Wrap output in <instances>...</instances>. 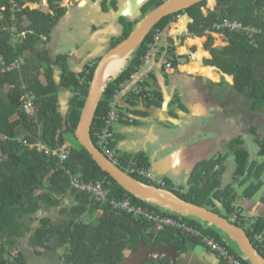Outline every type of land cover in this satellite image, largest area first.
<instances>
[{
	"label": "trees",
	"instance_id": "trees-1",
	"mask_svg": "<svg viewBox=\"0 0 264 264\" xmlns=\"http://www.w3.org/2000/svg\"><path fill=\"white\" fill-rule=\"evenodd\" d=\"M165 1L152 0L144 9L145 15ZM216 1L218 4L216 11L208 15L203 12L204 4L200 3L164 18L155 26L125 71L112 81L104 92L93 122L91 136L98 146L94 132L105 126V117L113 97L119 95L141 71L143 58L154 41L156 31L164 32L179 18L187 15L192 21L188 28V36L209 37L206 49L213 59L207 60L206 64L234 77V94L244 98L242 108L248 112L250 120L251 116L254 120H251V126L248 128L243 115L238 113L243 134L232 140L229 145L230 151L227 153L235 156L237 164L234 184L225 189L221 188L222 170L216 169L220 163L222 169H225L224 160L221 158L212 161L209 167L198 168L189 187L176 189L174 185L166 182L162 188L171 190L186 201L206 207L228 219L237 211H240L239 215L250 217L237 205L238 193L235 185L243 178L241 185L247 187L244 196L249 199L254 198L264 188V164L251 161L252 155L246 141L252 136L258 146V157L264 158V130L257 127L258 119L264 115V0ZM16 2L22 8L19 13H16L13 4L8 0H0V12L4 17L2 21L0 20V55L8 65L14 62L20 64L17 69L0 72V87L9 84V92L0 100V134L6 138L0 143V264H29L31 255L38 259L44 256L40 251L42 249L53 254L62 249L64 253L61 258L65 264H118L140 248L142 242L156 247L171 245L179 254L194 252L198 247H204L199 236L184 234L172 227L158 231L154 223L145 218H136L116 207V203L127 199L133 205L178 219L200 234L211 236L218 241H226L231 252L241 259L243 256L239 248L220 230L207 227L196 218L182 217L139 200L101 170L75 137L98 63L88 65L83 75L76 77L71 73L66 58L55 60L46 51L39 50L37 45L41 42L42 36L50 37L64 11L57 10L55 17L43 12L31 15L27 8L23 9L26 0ZM26 17L35 34L15 43V39L19 38L18 34L6 30V27L18 25L19 32H22L21 23ZM225 21L260 27L263 32L251 39L242 33L224 29ZM123 22L124 36L113 47L127 39L136 26L133 22ZM181 26L182 24H179L175 28ZM212 33H224L227 45L216 47ZM166 54L174 68H177L179 62L172 40L166 48ZM56 68H60L62 72L60 82L55 79ZM188 68L204 75L210 71L201 68L194 61ZM41 69L45 71V84L40 79ZM151 77L154 79L153 74ZM10 86L15 88L11 90ZM26 91L33 92L37 97L39 106L37 120L29 118L22 109V99ZM63 91L72 93L70 112L66 117L62 115L59 105V96ZM146 94V90L141 94L132 90L130 101H142L141 97ZM153 94V102L145 99V104L150 108H161L164 103L163 94L159 90H155ZM126 111L135 114L130 109ZM226 115L230 118L232 113ZM68 136H71L77 145H70L67 149L70 155L63 165L59 157L49 155L37 147L41 144L57 151L66 146ZM113 146L117 148L116 139ZM132 160H137L141 166L150 169L145 154L135 158L120 155V168L129 173L127 170ZM68 171L84 182H101L107 193V200L103 204L93 202L88 194L75 189L71 184V176L66 173ZM132 176L151 184L146 178ZM47 181L49 186L46 184ZM67 197L75 200L73 206L65 205ZM204 197L209 199L204 201ZM44 209H60V221L54 222L50 218L37 219L35 216ZM252 219L256 220L254 225L256 230L264 236V218ZM36 223L38 227L34 230L31 225ZM236 225L247 232L257 250L264 256L252 234L245 230L242 224ZM30 232L33 233L30 246L34 251L32 254H26L23 250V240ZM146 264L172 263L167 258H161ZM246 264H250L249 261H246Z\"/></svg>",
	"mask_w": 264,
	"mask_h": 264
},
{
	"label": "crops",
	"instance_id": "crops-1",
	"mask_svg": "<svg viewBox=\"0 0 264 264\" xmlns=\"http://www.w3.org/2000/svg\"><path fill=\"white\" fill-rule=\"evenodd\" d=\"M26 1L23 9L27 8L31 15L43 12L55 17L57 10L64 11L50 37L42 36L37 48L46 51L55 60L61 57L66 58L71 73L80 77L88 65L98 63L124 36L123 21L139 22L145 16V7L152 0ZM203 4V12L206 15L216 11L218 7L216 0H209ZM21 10L20 7L19 12ZM19 12L16 11V13ZM3 19V13L0 12V20ZM15 19L14 16L13 20ZM191 22L187 15L182 16L171 25L168 34L165 32L162 39V46L166 49L173 36L178 33L187 34L186 38L181 41L174 38L172 40L177 54L184 58L183 63L175 69H168L162 61L154 60L153 62L151 68L154 75L153 82L156 90L163 94L162 107L154 108L156 113L151 114L143 111L140 100L130 101V92L138 78L126 85L118 97V104L122 109L129 108L123 106L120 97L126 104L130 103L132 107L139 108V110H134L135 115L130 113L136 118L135 124L122 123L116 128V146L120 155L135 158L140 154H145L153 176L169 182L176 189L189 187L198 168L209 167L212 161H218L221 158L224 160L225 154L228 150L230 151L229 145L232 140L243 134L238 113L242 108L244 98L236 97L234 94V77L222 73L216 67L204 65L206 59L212 60L213 57L205 49L204 41L198 37L188 36ZM179 24L184 25L182 30L175 28ZM12 27L17 29L20 39L35 34L30 28L28 17L23 18L21 23L22 32H19L18 25L6 27V30L10 31ZM211 36L216 47L227 45L225 35L212 33ZM205 37L208 42L209 37ZM186 39L188 40L184 42ZM198 52L205 53L201 62L197 63L202 68L210 69L207 75L188 68L193 61V54L196 55ZM196 57L199 58L198 55ZM2 62L3 56L0 55L1 73ZM41 71L40 79L45 84V71L42 69ZM141 73L144 74V71ZM61 74L60 68H56L57 82L61 81ZM8 86L9 84L0 87V100L9 92ZM71 98L70 91L60 93L59 105L64 117L70 112ZM177 98L179 101L176 102ZM227 113H232V116L228 118ZM67 138L66 145H74L73 138L71 136ZM257 156L258 154H252L251 157L256 158ZM228 158L224 162L225 169H222V163L216 166V169L222 170L220 182L224 188L234 184L237 177L236 160L230 164ZM242 181L243 178L238 184L241 185ZM46 184L49 186L48 181ZM246 188L244 186L240 193L237 192V205L252 218H264V188L252 199L245 198ZM74 203L73 198L67 197L65 200L66 206H73ZM35 217L37 219L50 218L58 222L61 219L60 209H44ZM31 227L35 230L38 224L31 225ZM32 234L30 232L26 237L31 238ZM214 259L218 262L217 264H221L217 257L214 256Z\"/></svg>",
	"mask_w": 264,
	"mask_h": 264
},
{
	"label": "water",
	"instance_id": "water-1",
	"mask_svg": "<svg viewBox=\"0 0 264 264\" xmlns=\"http://www.w3.org/2000/svg\"><path fill=\"white\" fill-rule=\"evenodd\" d=\"M206 1L209 0H166L137 22L127 39L113 47L103 56L97 64L85 107L75 131V137L78 143L92 156L101 170L113 178L127 192L139 200L158 206L173 214H178L182 217H193L205 223L207 227H215L227 235L228 239L239 248L243 258L249 261L250 264H264V256L257 250L247 233L240 226L213 210L186 201L171 190L136 179L110 160L95 145L91 136L93 122L104 92L109 84L125 71L136 51L155 26L168 16L178 14ZM170 29L171 26L167 28V34ZM125 57H127V62L122 70L116 76H110L107 79L106 71L108 67L118 59ZM120 101H122L124 107L132 111L139 110V108L132 107L130 103L126 104L121 97ZM141 106L143 107V111L145 110L151 114L156 113L154 108L147 107L143 101H141ZM161 258H167L172 264L218 263L215 261L214 256L206 249L202 252L179 254L171 245L156 247L155 245L149 246L146 242H142L140 248L136 249L130 256L118 264H146Z\"/></svg>",
	"mask_w": 264,
	"mask_h": 264
},
{
	"label": "built area",
	"instance_id": "built-area-1",
	"mask_svg": "<svg viewBox=\"0 0 264 264\" xmlns=\"http://www.w3.org/2000/svg\"><path fill=\"white\" fill-rule=\"evenodd\" d=\"M8 1L13 4V9L15 11H20V7L16 0ZM223 27L227 30L230 29V31L232 32L242 33L251 39L255 38L257 35L262 33V28L255 27L252 25H243L241 22L225 21L223 23ZM10 32L18 33L15 27H12L10 29ZM165 32H167V29L164 32L160 30L156 31L154 41L152 44H150L149 50L143 58V65L141 67V71L133 77V80L136 78H138V80L132 90L137 94L143 93L144 90L147 91V94L144 95V97H141V100L143 101L147 99L148 102H153L154 100L153 92L156 90V88L154 87L153 78L151 77V68L154 60H158L159 62L162 61L165 67L168 69H175L172 62L168 60L166 49L162 46V39L165 35ZM184 37V33H178L177 35L173 36L172 39H179V41H181ZM19 40L20 38L15 39V43ZM177 61L179 62V64L183 63V57L177 54ZM19 66V62H14L8 65L6 64V62L3 61L2 71H12L14 69H17ZM143 71L144 74L141 73ZM144 85H146V87H144ZM14 88V86H10L11 90H13ZM118 97L119 95L116 94L109 104V111L105 117V126L100 130H96L94 132L99 148L117 166H119L121 163L120 154L117 148H114L113 146L117 134L116 128L119 124H135L136 121L135 116L130 115L126 111V109H122L119 106ZM22 109L29 118L37 120L39 106L37 104V97L33 92L26 91L22 99ZM4 140H6V138L0 134V143ZM37 147L39 148V150L46 151V153L49 155L59 157V159H61L62 165L68 160L70 155V152L67 150L69 149L70 144L60 148L57 151H53L41 144ZM127 171H129V173H127L130 175H137L150 180L151 184L153 185H157L160 187L166 185V182L164 180L155 178L151 173L150 169L141 166L137 160L131 161ZM66 173L72 178V186L75 189L88 194L93 202L103 204L107 200V193L104 190L103 184H101V182L87 183L84 182L81 178L73 176L72 172L70 171ZM116 207L122 209L130 215H133L136 218L147 219L149 222L154 223L156 225V229L158 231H162L166 228L172 227L179 231H182L184 234L199 236L201 239L202 246L207 248L224 264H246V260L244 258L240 259L234 253L231 252L228 243H225L226 241H218L211 236L200 234L193 227L183 223L178 219L165 217L155 210L133 205L132 202L128 199L116 203ZM99 213L102 214V211H100ZM239 213L240 211L235 212L232 216H230V220L233 223H238L240 225L242 224L244 229L252 234L255 243L264 253V236L260 232H258L254 227L256 220L250 217L239 215Z\"/></svg>",
	"mask_w": 264,
	"mask_h": 264
},
{
	"label": "rangeland",
	"instance_id": "rangeland-1",
	"mask_svg": "<svg viewBox=\"0 0 264 264\" xmlns=\"http://www.w3.org/2000/svg\"><path fill=\"white\" fill-rule=\"evenodd\" d=\"M18 34V33H17ZM184 35H187V34H185L184 33ZM18 36H19V34H18ZM19 38H21L20 36H19ZM183 39H185V37L183 38ZM188 39H186V40H184V42L185 41H187ZM200 40H202V41H204V44H205V46H206V44H207V38L206 37H202V38H200ZM183 42V41H182ZM183 42V43H184ZM205 49H206V47H205ZM196 55H198V57L200 58H198L199 60L197 61V62H201V58L205 55V53H200V52H198V54L196 53ZM208 55H206V57H207ZM208 59H206L205 60V62H204V65L205 66H207V64H206V61H207ZM183 61H184V58H183ZM210 67H212V66H210ZM202 68V67H201ZM214 74V73H213ZM214 76V75H213ZM216 78V77H215ZM236 96V95H235ZM237 97V96H236ZM245 104H246V101H245ZM240 113H242V115L245 117V118H247L246 119V125H247V127L249 128L250 126H251V120H250V118H249V115H248V112L247 111H245V110H243V108H241L240 109V111H239V114ZM258 126L257 127H259V129H263L264 130V115L263 116H260V118L258 119ZM247 143H248V145H249V150H250V153H251V155L253 154H258V146H257V144H255L254 143V139H253V137L251 136V137H248L247 138ZM73 144L74 145H77V143L75 142V140L73 139ZM229 151H227V153H228ZM227 153H226V156H225V158H224V162L226 161V159H227V157H229L228 158V161L230 162V164H231V162L232 161H234L235 159V156H232V155H227ZM251 161L252 162H254V161H257L260 165L261 164H264V158L263 157H256V158H252L251 157ZM244 187V186H243ZM241 188H242V185H240V184H237V185H235V190L238 192V193H240V191H241ZM209 198H207V197H204L203 198V200L204 201H207ZM33 235V234H32ZM31 235V236H32ZM30 236V237H31ZM28 237V236H27ZM25 238L24 240H23V250H24V252L26 253V254H32L33 253V249L31 248V246H30V242H31V240H30V238L28 237V238ZM203 250V248L202 247H198L197 249H196V251L197 252H201ZM41 252H43L42 254L44 255L41 259H38V258H36V256L34 257V256H30V258H29V264H65L64 263V261L62 260V254L64 253V251L62 250V249H58V251H57V253H55V254H53L52 252H50V251H48V250H45V249H42V250H40ZM51 258H50V257ZM53 256V257H52ZM57 257V258H56Z\"/></svg>",
	"mask_w": 264,
	"mask_h": 264
},
{
	"label": "bare ground",
	"instance_id": "bare-ground-1",
	"mask_svg": "<svg viewBox=\"0 0 264 264\" xmlns=\"http://www.w3.org/2000/svg\"><path fill=\"white\" fill-rule=\"evenodd\" d=\"M183 28H184V25L182 24V26L178 30H182ZM192 60L197 63L199 59L196 57V55L193 54ZM126 62H127V57L121 58L115 61L112 65L108 67L106 71V78L108 79L110 76H116L122 70V68L126 65Z\"/></svg>",
	"mask_w": 264,
	"mask_h": 264
},
{
	"label": "clouds",
	"instance_id": "clouds-1",
	"mask_svg": "<svg viewBox=\"0 0 264 264\" xmlns=\"http://www.w3.org/2000/svg\"><path fill=\"white\" fill-rule=\"evenodd\" d=\"M189 31V30H188ZM262 32H263V29H262ZM186 38V37H185ZM173 40V39H172ZM153 74V73H152ZM134 81V80H133ZM132 81V82H133ZM143 101V100H142ZM144 102V101H143ZM145 103V102H144ZM147 106V105H146ZM148 107V106H147ZM130 114V113H129ZM133 114V113H132ZM131 114V115H132ZM133 115H135V114H133ZM157 186V185H156ZM230 220V219H229ZM231 221V220H230ZM232 222V221H231ZM236 224V223H235ZM247 233V232H246ZM202 248H204V247H202ZM206 250H208L207 248H205ZM209 251V250H208ZM210 252V251H209ZM211 253V252H210ZM213 254V253H212ZM214 255V254H213ZM215 256V255H214ZM241 259H243V257L241 258ZM245 259V258H244ZM219 260V259H218ZM246 260V259H245ZM247 261V260H246ZM219 262L222 264L223 262H221L220 260H219Z\"/></svg>",
	"mask_w": 264,
	"mask_h": 264
},
{
	"label": "flooded vegetation",
	"instance_id": "flooded-vegetation-1",
	"mask_svg": "<svg viewBox=\"0 0 264 264\" xmlns=\"http://www.w3.org/2000/svg\"><path fill=\"white\" fill-rule=\"evenodd\" d=\"M223 35H225L224 33H222ZM240 111V110H239ZM244 117V116H243ZM248 118V117H247ZM247 118H245L244 117V121H245V124H246V119ZM251 120L253 121L254 120V117L253 116H251ZM232 185V184H231ZM228 187V186H227ZM227 187H225V188H227ZM222 189H225L224 187H221Z\"/></svg>",
	"mask_w": 264,
	"mask_h": 264
}]
</instances>
